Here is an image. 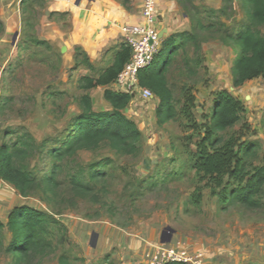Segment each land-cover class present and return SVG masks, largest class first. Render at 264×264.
I'll list each match as a JSON object with an SVG mask.
<instances>
[{
	"label": "rangeland",
	"instance_id": "374dc122",
	"mask_svg": "<svg viewBox=\"0 0 264 264\" xmlns=\"http://www.w3.org/2000/svg\"><path fill=\"white\" fill-rule=\"evenodd\" d=\"M22 1L0 0V19L5 26L0 35V144L11 145L21 135L30 134L37 148L25 166L41 180L52 168L50 148L65 138L72 120L81 113V96L90 95L97 112H107L111 106L100 89L79 88L80 76L89 70L86 64H80L83 69L78 71L76 60L69 62L67 52L62 54L45 41L37 43L42 37L57 36V27L46 28L48 20L64 32L71 28V13L51 16L48 1L57 10L62 9V2L28 0L23 6ZM198 4L207 9L202 8L199 15L206 24L235 28L246 22L240 4L228 17L213 16L208 11L215 10L213 7ZM261 32L264 34V27ZM221 35L215 29L199 30L201 52L196 53V44L188 41L168 67L175 119L159 125V98L145 99L141 90L132 93L125 114L142 134L136 155H120L108 144L80 151L63 162L60 185L54 192L41 186L23 197L22 206L43 211L51 219L46 243L25 264H150L152 245L173 247L192 258L201 254L202 264H264V208L236 205L224 209L208 180L193 169L192 154L201 136L183 113L186 92L196 98L194 120L205 125L216 94L224 89L245 108L231 132L243 141L259 142L258 156L252 162L264 165V78L236 88L231 69L237 49L226 45ZM79 61L83 62V57ZM91 74L96 76L93 71ZM108 160L106 181L97 185L95 196H78L71 175L80 167L88 170L92 164ZM198 188L203 201L195 205L192 195ZM262 199L264 202V193ZM6 206H0L5 224L9 219ZM169 237L171 241L162 244ZM10 243L6 230L5 245ZM0 264H15L6 248L0 250Z\"/></svg>",
	"mask_w": 264,
	"mask_h": 264
},
{
	"label": "trees",
	"instance_id": "16d2710c",
	"mask_svg": "<svg viewBox=\"0 0 264 264\" xmlns=\"http://www.w3.org/2000/svg\"><path fill=\"white\" fill-rule=\"evenodd\" d=\"M27 1L23 0L22 5ZM178 1L193 21V32H182L163 41L162 49L154 63L139 74L140 88L151 90L160 100L156 114L161 126L177 116L174 95L167 80L168 67L188 41L196 44V53L201 52L197 40L199 30L215 29L222 34L221 40L226 45L237 49L231 69L233 85L236 88L246 82L264 78V34L261 32L264 27V0H224L221 9L208 10L213 16L220 13L221 17H228L234 13L236 2L239 3L245 9L246 22L235 28L223 23L206 24L199 17L202 8L196 6L194 0ZM122 2L127 6L130 0ZM4 33L5 26L0 19V35ZM37 43L45 44L41 40ZM81 57L83 62L79 61ZM130 59L131 49L123 42L112 66L98 78H81L79 88L88 91L116 83ZM75 60L77 66L83 63L93 69L88 56L80 49L76 50ZM104 99L111 105V111L97 112L94 110L91 96H81V113L72 120L65 138L50 148L52 168L41 180L25 166L26 160L37 148L36 141L30 134L21 135L11 145L0 144V179L12 185L22 197H28L32 189L41 186L46 192L52 193L60 185L58 178L64 170L63 162L74 158L80 151L97 150L103 144H108L120 155H136L142 134L138 125L125 114L133 95L106 88ZM195 105V96L186 92L183 113L195 123L194 129H197L201 136L200 141L196 143L197 151L192 154L193 169L203 180H208V186L210 185L212 192L218 196L224 209L236 205L250 210L264 208V165L254 166L252 162L258 156L260 143L243 141V137L231 132L242 119L244 104L229 90L219 91L211 108V116H207L205 125L194 120L192 110ZM201 130H205L204 135ZM109 163V160L97 162L88 170L80 167L70 177L74 192L84 198L95 196L97 185L106 181L105 169ZM202 201V189L198 188L192 195V202L200 205ZM50 222V217L43 211L30 206L16 208L10 214L7 224L0 219V250L6 248L14 258L15 264H25L28 257L46 243L45 233ZM6 230L11 235L9 246L5 245Z\"/></svg>",
	"mask_w": 264,
	"mask_h": 264
},
{
	"label": "crops",
	"instance_id": "0c3cea01",
	"mask_svg": "<svg viewBox=\"0 0 264 264\" xmlns=\"http://www.w3.org/2000/svg\"><path fill=\"white\" fill-rule=\"evenodd\" d=\"M59 1L62 2L63 6L59 10L51 7L53 3L48 1V7L51 8V16L71 13V28L69 31L64 32L57 26V23L48 20L46 28L53 29L57 27L58 31L55 34L57 36H46L40 40L47 42L52 48L62 54L67 52L69 62L75 61L77 49L85 53L93 69L84 70L80 78H98L110 68L120 45L123 43V27L143 22L145 0H130L127 6L123 4L122 0ZM66 2L69 5L73 2V5L69 6ZM199 2L213 7L215 10L221 9L224 4V0H194V4L201 8L204 6L202 7V4H198ZM54 5H56L55 2ZM235 5L238 9L239 3L236 2ZM157 28L164 41V38L166 40L173 35L192 30V23L186 9L178 0H161L157 15ZM82 66L79 65L78 71H82ZM91 71L95 72L96 76H93ZM97 88L102 91L103 95L106 88L118 91L115 83L107 87ZM111 109L112 107H108L107 111H111ZM22 199L23 197L12 185L0 179V206H9L8 218L14 208L23 205Z\"/></svg>",
	"mask_w": 264,
	"mask_h": 264
},
{
	"label": "built area",
	"instance_id": "2783aa9c",
	"mask_svg": "<svg viewBox=\"0 0 264 264\" xmlns=\"http://www.w3.org/2000/svg\"><path fill=\"white\" fill-rule=\"evenodd\" d=\"M161 0H145L143 22L137 25H126L122 29L123 42L131 49V59L120 73L115 85L118 92L130 93L141 90L145 99L154 98L149 89L139 86V74L149 68L161 51L163 40L157 28V15ZM148 258L150 264H168L183 262L184 264H202V255L195 258L178 252L173 247L153 246Z\"/></svg>",
	"mask_w": 264,
	"mask_h": 264
},
{
	"label": "water",
	"instance_id": "95a60500",
	"mask_svg": "<svg viewBox=\"0 0 264 264\" xmlns=\"http://www.w3.org/2000/svg\"><path fill=\"white\" fill-rule=\"evenodd\" d=\"M78 1H81V0H78ZM18 37V33L16 34V36H15V40H16V38ZM161 38H162V36H161ZM14 40V41H15ZM15 43V42H14ZM170 230V229H169ZM171 241V238L169 237V239H163L161 242H162V244H167V243H169Z\"/></svg>",
	"mask_w": 264,
	"mask_h": 264
}]
</instances>
